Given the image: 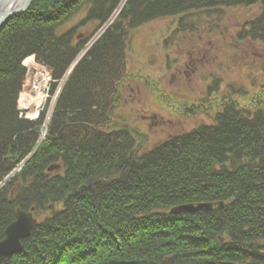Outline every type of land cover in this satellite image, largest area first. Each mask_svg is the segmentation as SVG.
Returning <instances> with one entry per match:
<instances>
[{"label": "trees", "instance_id": "obj_1", "mask_svg": "<svg viewBox=\"0 0 264 264\" xmlns=\"http://www.w3.org/2000/svg\"><path fill=\"white\" fill-rule=\"evenodd\" d=\"M121 1L32 0L0 31V185L36 149L0 186V241L17 208L37 220L21 252L0 264H264V99L239 103L232 87L201 99L215 114L208 125L150 147L119 112L135 80L126 69L132 30L177 18L178 31L192 32L201 17L256 6L236 39L264 50V0H126L65 79L40 143L48 106L35 120L22 116L31 65L51 72L53 94ZM199 203L213 207L173 213Z\"/></svg>", "mask_w": 264, "mask_h": 264}, {"label": "rangeland", "instance_id": "obj_2", "mask_svg": "<svg viewBox=\"0 0 264 264\" xmlns=\"http://www.w3.org/2000/svg\"><path fill=\"white\" fill-rule=\"evenodd\" d=\"M222 11L221 16L198 19L201 20L199 29L192 32L178 31L177 18L155 20L130 32L126 69L135 76L133 83L137 84L131 85V93L126 96L120 116L129 126L136 128L137 124L147 132L149 140L146 147L162 142L171 133L189 131L201 123L208 124L210 121L206 115L173 119L180 108L182 112H189L191 103L202 98L208 97L209 101L214 97L219 99L222 94L230 93L232 87L240 93L236 95L239 103L247 102L250 95H256L259 101H263L264 73L260 71V63L264 50L256 43L236 39L240 25L252 17L257 7ZM113 21L109 22L108 28ZM189 21L192 22V18ZM99 31L86 46L102 36ZM32 68L34 73L41 70L49 82L39 106L32 101L27 104L31 90L23 91L21 110L27 119L41 113L47 105V121L62 83L51 95L48 92L50 71L39 64L32 65ZM146 82L153 87L149 88ZM213 83L219 87V93L213 85V91L207 94V88ZM159 94L165 99L161 100ZM149 116L153 118L145 125Z\"/></svg>", "mask_w": 264, "mask_h": 264}, {"label": "water", "instance_id": "obj_3", "mask_svg": "<svg viewBox=\"0 0 264 264\" xmlns=\"http://www.w3.org/2000/svg\"><path fill=\"white\" fill-rule=\"evenodd\" d=\"M31 2L32 0H23L22 3H17L16 0H13L8 6L0 7V31L12 16L26 11L30 6ZM125 2L126 0L121 1L116 13L123 7ZM113 18L111 20H113ZM109 22L107 23L106 27L102 29L100 33H102L105 29L108 28ZM79 59L80 57L75 61L74 65L78 62ZM204 209H210V206L207 204H201L196 207H194L193 205H184L178 207L176 209V212L191 213L195 211H201ZM35 224L36 221L35 219H33L31 212H23L20 209L16 210L15 221L12 222L5 229L4 239L0 241V262L3 258L12 257L13 255L18 254L21 251V240L26 239L30 236ZM108 264H144V263L141 261H130V262L110 261ZM148 264H156V263L150 262Z\"/></svg>", "mask_w": 264, "mask_h": 264}, {"label": "bare ground", "instance_id": "obj_4", "mask_svg": "<svg viewBox=\"0 0 264 264\" xmlns=\"http://www.w3.org/2000/svg\"><path fill=\"white\" fill-rule=\"evenodd\" d=\"M13 0H0V7L8 6ZM23 0H16L17 3H22ZM36 77L33 83V88L30 93L29 99L26 101L27 104L29 102H33L35 105L39 106L43 101L44 89L48 83V78L43 74V72L39 69L36 70ZM27 97H24L26 99Z\"/></svg>", "mask_w": 264, "mask_h": 264}, {"label": "flooded vegetation", "instance_id": "obj_5", "mask_svg": "<svg viewBox=\"0 0 264 264\" xmlns=\"http://www.w3.org/2000/svg\"><path fill=\"white\" fill-rule=\"evenodd\" d=\"M189 112H191V110H190ZM152 118H153L152 116L149 117L150 120H151Z\"/></svg>", "mask_w": 264, "mask_h": 264}]
</instances>
